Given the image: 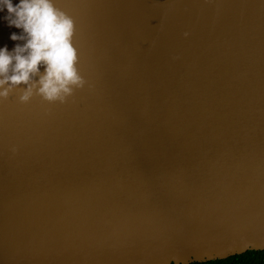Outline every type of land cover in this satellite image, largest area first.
I'll return each mask as SVG.
<instances>
[{
  "label": "water",
  "instance_id": "water-1",
  "mask_svg": "<svg viewBox=\"0 0 264 264\" xmlns=\"http://www.w3.org/2000/svg\"><path fill=\"white\" fill-rule=\"evenodd\" d=\"M58 4L76 20L86 84L63 104L21 102L24 85L0 98V264L264 249V73L247 66L264 62V0ZM10 32L0 21L9 49ZM174 95L187 99L177 113Z\"/></svg>",
  "mask_w": 264,
  "mask_h": 264
},
{
  "label": "clouds",
  "instance_id": "clouds-1",
  "mask_svg": "<svg viewBox=\"0 0 264 264\" xmlns=\"http://www.w3.org/2000/svg\"><path fill=\"white\" fill-rule=\"evenodd\" d=\"M0 13L5 27L19 29L8 34V40L16 42L11 49L0 45V98L24 85L21 102L35 94L49 104H63L85 86L78 67L81 51L76 42V20L58 0H0ZM16 150L15 145L10 147L13 154ZM173 262L177 264L175 258Z\"/></svg>",
  "mask_w": 264,
  "mask_h": 264
},
{
  "label": "bare ground",
  "instance_id": "bare-ground-1",
  "mask_svg": "<svg viewBox=\"0 0 264 264\" xmlns=\"http://www.w3.org/2000/svg\"><path fill=\"white\" fill-rule=\"evenodd\" d=\"M261 59V58H260ZM260 59H256V58H253L251 59L248 63H247V66H250V67H253V68H256L258 70H260L261 72L264 73V62L260 61ZM259 62V63H258ZM258 64V65H257ZM257 66V67H256ZM255 70V69H254ZM254 70H251V71H248L247 74H246V80H245V85L243 86V95H246V96H251L252 94H254V92L256 91L257 89V84L255 81L251 80L252 77L251 75L253 74ZM229 78L230 79H233V75H229ZM209 93H214L216 95H219L220 93L221 94H224L223 92L224 91H220V90H210L208 91ZM175 96V95H174ZM168 96L166 98V101H165V106L169 109L174 110L175 109V105L178 104L179 102H182V101H185L187 100L185 97L183 98H178L177 96ZM221 96V95H220ZM226 99V98H224ZM234 100V105H237L238 106V103L235 101L236 99H233ZM229 102L230 104L233 105V103L231 102V100L227 101ZM231 105V106H232ZM161 110H167L166 108H162ZM171 111H169L171 113ZM168 112V111H167ZM168 112V113H169ZM179 112V110L176 108L175 109V113ZM142 122V121H141ZM133 123L134 121H130L128 123V127L129 129H133L132 126H133ZM161 124H159V126H161ZM140 129H143L144 127L143 126H140L139 127Z\"/></svg>",
  "mask_w": 264,
  "mask_h": 264
},
{
  "label": "trees",
  "instance_id": "trees-1",
  "mask_svg": "<svg viewBox=\"0 0 264 264\" xmlns=\"http://www.w3.org/2000/svg\"><path fill=\"white\" fill-rule=\"evenodd\" d=\"M189 264H264V249L247 250L243 253L231 255L224 259L192 262Z\"/></svg>",
  "mask_w": 264,
  "mask_h": 264
},
{
  "label": "snow or ice",
  "instance_id": "snow-or-ice-1",
  "mask_svg": "<svg viewBox=\"0 0 264 264\" xmlns=\"http://www.w3.org/2000/svg\"><path fill=\"white\" fill-rule=\"evenodd\" d=\"M67 12V11H66ZM69 15H71L69 12H68Z\"/></svg>",
  "mask_w": 264,
  "mask_h": 264
}]
</instances>
